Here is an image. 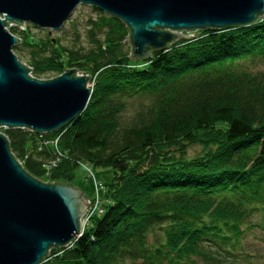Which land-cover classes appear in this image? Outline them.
Instances as JSON below:
<instances>
[{"label":"trees","instance_id":"trees-1","mask_svg":"<svg viewBox=\"0 0 264 264\" xmlns=\"http://www.w3.org/2000/svg\"><path fill=\"white\" fill-rule=\"evenodd\" d=\"M91 9L86 50L9 30L33 79H93L84 110L56 131L2 130L10 154L42 183L70 185L79 165L112 172L102 214L40 264H214L252 215L264 229V17L133 61L125 25Z\"/></svg>","mask_w":264,"mask_h":264},{"label":"water","instance_id":"water-1","mask_svg":"<svg viewBox=\"0 0 264 264\" xmlns=\"http://www.w3.org/2000/svg\"><path fill=\"white\" fill-rule=\"evenodd\" d=\"M78 5L96 8L125 25L129 56L148 59L184 31L244 27L264 17V0H0V128L52 133L86 107L90 77L64 70L36 80L13 54L18 39L10 23L58 31ZM126 58V57H125ZM88 203L62 182L33 178L18 164L0 133V264H40L51 248H66L79 237V219Z\"/></svg>","mask_w":264,"mask_h":264},{"label":"rangeland","instance_id":"rangeland-1","mask_svg":"<svg viewBox=\"0 0 264 264\" xmlns=\"http://www.w3.org/2000/svg\"><path fill=\"white\" fill-rule=\"evenodd\" d=\"M2 16L3 15H0L1 21H3ZM95 17L96 13L90 6L78 5L72 11L66 22H64L61 28L56 32L48 29H35L29 24H25L24 27L28 26L29 33L36 38H48L50 40L58 39L59 44L62 47L81 48L86 50L89 47L86 39V29H88L87 21L89 19H94ZM198 33L199 31L186 33L184 31H180L176 34L192 37L191 39L178 37V40H192L198 35ZM16 55L22 63H25L28 58L25 50L19 51ZM79 74L82 75L80 77L87 76L83 73ZM51 78H54V75L47 74L44 76L43 80H49ZM92 81L93 79L91 80L90 77V81L87 82L86 87H91ZM134 105L135 102L130 103V107H132V109L134 108ZM130 112H126L127 117L130 116ZM1 132L2 130H0V133ZM201 152L202 149L200 146H191L186 150V158H193ZM18 164L20 165L19 162ZM111 176L112 172L108 169L92 168L88 165H79L74 170V178L70 183V186L77 189L84 196L88 203L87 207L89 212L88 219L85 220V224L83 225L81 231L79 230L81 234L89 227L92 217L102 214L103 206L107 204L103 196L106 191L105 183L109 181ZM158 235L159 233L150 234L147 237L148 243L153 245L154 243L161 242L162 238ZM71 244L66 246V248H69ZM217 249L218 248L216 247H211V250L216 251ZM224 249L226 252H220V256L214 264H264V229L262 228L260 218L257 215H252L248 219L247 223L240 228V233L236 242L230 243L227 248ZM192 262L193 264H204L196 259L192 260Z\"/></svg>","mask_w":264,"mask_h":264},{"label":"built area","instance_id":"built-area-1","mask_svg":"<svg viewBox=\"0 0 264 264\" xmlns=\"http://www.w3.org/2000/svg\"><path fill=\"white\" fill-rule=\"evenodd\" d=\"M3 17V16H2ZM3 19H4V17H3ZM22 26H23V30H20L19 29V27L16 25V24H13V23H10L7 27H5L4 29L9 33V30L11 29V28H17L19 31H24V29H25V27H24V25L25 24H21ZM10 34V33H9ZM19 41V40H18ZM20 42V41H19ZM26 69H28V70H30L26 65H24V64H22ZM27 76L29 77V78H32V76H31V72L30 71H28V74H27ZM76 76L78 77H80V76H82L81 74H79V73H77L76 72ZM88 77V76H87ZM92 85V84H91ZM92 87V86H91ZM91 87H86V88H90V91H91ZM0 130H6L5 128H0ZM25 130V129H24ZM25 131H27V132H31L30 130H25ZM41 144H45L44 143V141L42 142L41 141ZM37 150H40V144H38V149ZM88 207H86V209H85V211H84V213L81 215V217H80V219H79V228H80V231H81V229H82V227H83V225L85 224V220H87L88 219V217H89V215H88ZM81 235V232H79V236Z\"/></svg>","mask_w":264,"mask_h":264}]
</instances>
